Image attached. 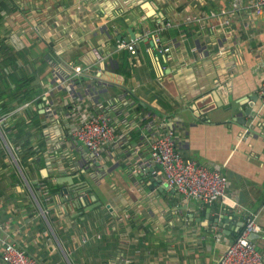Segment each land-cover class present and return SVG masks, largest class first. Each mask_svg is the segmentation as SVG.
Returning <instances> with one entry per match:
<instances>
[{
	"label": "crops",
	"instance_id": "1",
	"mask_svg": "<svg viewBox=\"0 0 264 264\" xmlns=\"http://www.w3.org/2000/svg\"><path fill=\"white\" fill-rule=\"evenodd\" d=\"M12 1L18 10L8 13L1 34L8 31L15 49L29 48L36 68L29 71L43 89L52 81L49 52L89 67L79 78L98 90L89 110L106 113L120 139L94 171L91 152L69 135L66 92L52 91L59 118L48 126L40 158L19 165L21 173L0 139V225L10 240L44 264H218L254 218L251 239L264 259V10L254 12L251 0L235 13L237 0ZM155 37L169 50L160 52ZM122 42L136 54L119 49ZM247 111L245 123L237 122ZM165 131L175 133L186 158L220 169L228 200L186 199L156 168L141 175L137 165L150 158V141ZM63 176L74 183H59ZM43 178L59 186L44 194ZM108 213L116 228L105 229ZM86 214L92 220L80 227Z\"/></svg>",
	"mask_w": 264,
	"mask_h": 264
},
{
	"label": "built area",
	"instance_id": "2",
	"mask_svg": "<svg viewBox=\"0 0 264 264\" xmlns=\"http://www.w3.org/2000/svg\"><path fill=\"white\" fill-rule=\"evenodd\" d=\"M240 6L241 0L233 1L231 11L235 13ZM251 7L254 12L261 13L264 10V0H251ZM221 13H218V15ZM211 15L215 16L217 13L213 12ZM166 26H171V22H167ZM155 38L156 48L160 52L169 50L168 47L162 45L159 37ZM118 48H128L132 55L136 54L135 46L131 43L122 42ZM94 51L99 61L104 59L100 51L97 49ZM52 55L56 60L47 57L52 74L51 86L37 98L40 100L39 111L45 114L42 123L44 126V137L47 134L48 126L59 118L55 101L51 97L52 91L64 90L67 95L64 96L67 109L65 115L70 120L69 135L74 143H82L91 152L92 157H90V160L93 163L91 166L93 168L95 164H99L106 147L116 143L120 136L106 113H94L89 110L90 101L96 102L98 98V90L95 85L91 83L82 85L80 81L76 82V79L84 76L85 69H89V67L74 65L73 63L59 60L54 53ZM64 69H69V73L65 72ZM260 94L264 100V71L261 79ZM36 100L25 103L18 110L32 106ZM15 112L0 116V126ZM0 139L8 155H10L21 171L14 148L1 129ZM137 166L139 170L143 171L142 173L156 168L163 174L165 184L186 199L199 200L207 205H212L222 199L228 200L229 183L222 175L220 169L217 166L205 165L182 155L176 145V135L173 131L155 133L150 141V158L142 160ZM23 177L25 178L24 175ZM39 185L44 194H47L45 181H41ZM31 193L41 215L50 225L48 209L42 207L34 191ZM49 199L46 198L45 201H49ZM234 204L232 203V205ZM64 209L67 212L65 207ZM257 229L258 225L255 219L249 218L236 240L223 252L218 264H264L262 253L251 239V235ZM1 230L4 231V234L0 232V264H44L26 249L20 247L16 241L10 240L6 227L0 225ZM83 242L85 243L87 240L84 239Z\"/></svg>",
	"mask_w": 264,
	"mask_h": 264
},
{
	"label": "trees",
	"instance_id": "3",
	"mask_svg": "<svg viewBox=\"0 0 264 264\" xmlns=\"http://www.w3.org/2000/svg\"><path fill=\"white\" fill-rule=\"evenodd\" d=\"M17 10L18 6L15 1L0 0V116L16 111L1 124L0 129L9 139L18 163L24 169L25 165L30 162L29 158H40L44 152V126L40 121L41 116L38 110L34 109L33 106L30 105L21 112L17 110L25 103L32 101L37 94H41L44 89L39 83L38 74L29 71V69H36L28 59L29 48L17 50L8 41V31L1 34L6 15ZM48 56L56 60L51 52L48 53ZM76 82H79V79H76ZM33 104H39V101H35ZM42 181L47 184V189L52 186H59L58 183L49 181L48 178H43ZM40 203L44 207L41 201ZM50 214L51 211L48 218L52 223ZM111 216L108 213L105 229L116 228L119 225L117 219H111ZM88 219L92 220L86 214L84 219L79 220L80 227L85 225Z\"/></svg>",
	"mask_w": 264,
	"mask_h": 264
},
{
	"label": "water",
	"instance_id": "4",
	"mask_svg": "<svg viewBox=\"0 0 264 264\" xmlns=\"http://www.w3.org/2000/svg\"><path fill=\"white\" fill-rule=\"evenodd\" d=\"M128 41H130V39H128ZM251 98H252L251 100H255L256 98L258 99V95H255L254 97H251ZM250 105L252 106V102H251ZM251 110H252V109H251ZM250 112H252V111H250ZM244 115H249V114H248V111H247L246 113H243L242 116L236 117L237 122H242V124L245 123V120H246V119L243 117ZM100 169H101V168H100L99 164H95V165L93 166V170H94V171H99ZM43 174H44L45 177L48 176L47 169H44V170H43ZM141 175H143V176H145V178H147V176L150 175V170L145 171V172L142 173ZM159 181L162 182V179L159 180ZM58 182H59V183L67 182V183L73 184V183H74V180H73V178H72L71 176H63V177H59ZM64 192H65V193H68V192H70V191H69L68 188H65V189H64ZM95 206H96V204L92 205L91 208H93V207H95Z\"/></svg>",
	"mask_w": 264,
	"mask_h": 264
},
{
	"label": "rangeland",
	"instance_id": "5",
	"mask_svg": "<svg viewBox=\"0 0 264 264\" xmlns=\"http://www.w3.org/2000/svg\"><path fill=\"white\" fill-rule=\"evenodd\" d=\"M9 40V39H8Z\"/></svg>",
	"mask_w": 264,
	"mask_h": 264
}]
</instances>
